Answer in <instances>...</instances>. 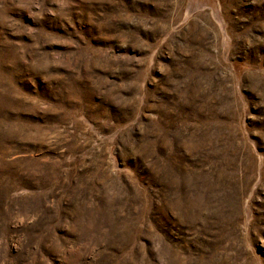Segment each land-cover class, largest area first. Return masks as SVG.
Returning <instances> with one entry per match:
<instances>
[{"label":"rangeland","instance_id":"1","mask_svg":"<svg viewBox=\"0 0 264 264\" xmlns=\"http://www.w3.org/2000/svg\"><path fill=\"white\" fill-rule=\"evenodd\" d=\"M0 264H264V0H0Z\"/></svg>","mask_w":264,"mask_h":264}]
</instances>
